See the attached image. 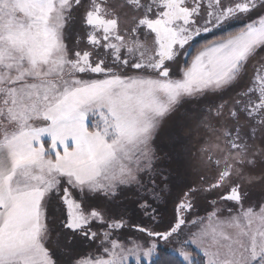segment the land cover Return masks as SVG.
Segmentation results:
<instances>
[{
  "label": "snow or ice",
  "instance_id": "snow-or-ice-1",
  "mask_svg": "<svg viewBox=\"0 0 264 264\" xmlns=\"http://www.w3.org/2000/svg\"><path fill=\"white\" fill-rule=\"evenodd\" d=\"M0 264H264V0H0Z\"/></svg>",
  "mask_w": 264,
  "mask_h": 264
},
{
  "label": "rangeland",
  "instance_id": "rangeland-1",
  "mask_svg": "<svg viewBox=\"0 0 264 264\" xmlns=\"http://www.w3.org/2000/svg\"><path fill=\"white\" fill-rule=\"evenodd\" d=\"M191 179H195V176L193 175V176L191 177ZM170 210H171V206H169L168 211L170 212Z\"/></svg>",
  "mask_w": 264,
  "mask_h": 264
}]
</instances>
